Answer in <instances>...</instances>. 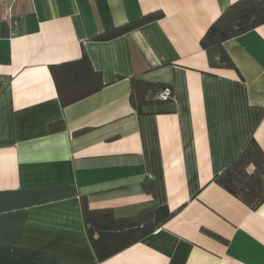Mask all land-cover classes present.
<instances>
[{"label": "crops", "instance_id": "0c3cea01", "mask_svg": "<svg viewBox=\"0 0 264 264\" xmlns=\"http://www.w3.org/2000/svg\"><path fill=\"white\" fill-rule=\"evenodd\" d=\"M237 1L0 0V264H264V202L214 180L252 139L264 151V23L224 42L234 66L201 43ZM84 56L105 86L64 106L51 66ZM132 78L153 84L141 113ZM165 86L174 98L155 100ZM83 200L118 218L174 213L99 260Z\"/></svg>", "mask_w": 264, "mask_h": 264}, {"label": "trees", "instance_id": "16d2710c", "mask_svg": "<svg viewBox=\"0 0 264 264\" xmlns=\"http://www.w3.org/2000/svg\"><path fill=\"white\" fill-rule=\"evenodd\" d=\"M163 17L153 12L97 37L110 40ZM264 23V0H239L231 4L212 24L201 43L207 51L210 63L215 67L234 66L224 48V42ZM59 97L64 106L73 104L100 91L104 86L102 76L95 71L84 56L80 60L51 66ZM153 84L132 78L131 102L141 113ZM61 126L53 125L59 130ZM253 166V170H250ZM214 180L253 209L264 202V151L252 139L242 154ZM145 189L157 197L156 183L147 180ZM87 234L99 260H105L160 228L173 215L167 205L160 203L144 208L137 215L118 218L112 209H90L82 201Z\"/></svg>", "mask_w": 264, "mask_h": 264}, {"label": "built area", "instance_id": "2783aa9c", "mask_svg": "<svg viewBox=\"0 0 264 264\" xmlns=\"http://www.w3.org/2000/svg\"><path fill=\"white\" fill-rule=\"evenodd\" d=\"M9 10H11V7ZM173 98H174V93L170 86H165L161 89H158L154 94V99L157 101H169L172 100Z\"/></svg>", "mask_w": 264, "mask_h": 264}]
</instances>
